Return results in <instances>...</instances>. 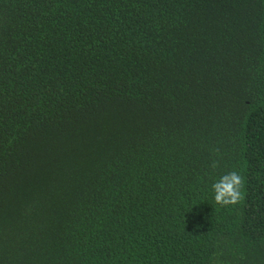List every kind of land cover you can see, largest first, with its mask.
Here are the masks:
<instances>
[{
  "label": "trees",
  "instance_id": "1",
  "mask_svg": "<svg viewBox=\"0 0 264 264\" xmlns=\"http://www.w3.org/2000/svg\"><path fill=\"white\" fill-rule=\"evenodd\" d=\"M0 264H264V0H0Z\"/></svg>",
  "mask_w": 264,
  "mask_h": 264
},
{
  "label": "clouds",
  "instance_id": "2",
  "mask_svg": "<svg viewBox=\"0 0 264 264\" xmlns=\"http://www.w3.org/2000/svg\"><path fill=\"white\" fill-rule=\"evenodd\" d=\"M218 151V150H217ZM210 167L215 170L219 167V161L213 160ZM245 179L237 170L222 174L212 184L214 201L216 204L227 207L242 203L245 199Z\"/></svg>",
  "mask_w": 264,
  "mask_h": 264
}]
</instances>
